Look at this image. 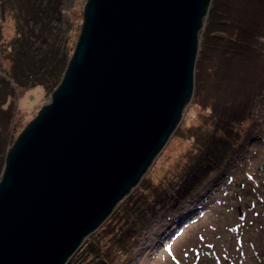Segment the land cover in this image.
I'll return each instance as SVG.
<instances>
[{
  "label": "water",
  "instance_id": "1",
  "mask_svg": "<svg viewBox=\"0 0 264 264\" xmlns=\"http://www.w3.org/2000/svg\"><path fill=\"white\" fill-rule=\"evenodd\" d=\"M211 0H87L51 100L8 150L0 264H66L140 182L191 100Z\"/></svg>",
  "mask_w": 264,
  "mask_h": 264
},
{
  "label": "rangeland",
  "instance_id": "2",
  "mask_svg": "<svg viewBox=\"0 0 264 264\" xmlns=\"http://www.w3.org/2000/svg\"><path fill=\"white\" fill-rule=\"evenodd\" d=\"M86 3L87 0H63L64 13L53 31L67 58L75 52ZM6 8V12H13L11 6L6 5ZM2 9L1 4L0 76L9 82L8 91L14 90L15 101L5 153L0 157L4 166L9 148L43 105L51 100L54 90L46 89L42 84L19 87L10 78V61L1 48L14 33V20L9 13L3 18ZM200 35L202 32H199V38ZM53 37H41L35 45L44 46ZM198 79L200 76L195 75L193 95L183 109L178 127L140 182L144 179L153 187L158 185L173 193L172 185L181 180L192 163L196 149L185 131L201 119L202 111L194 97L199 88ZM253 112V116L241 125L242 145L236 147L237 151L240 149L238 155L212 173L189 198L173 200L166 196L165 203L157 204L154 210H151V204L145 207L142 215L148 216L146 224L143 229L140 226L134 232H128L123 254L116 252L118 248L123 249V243H116L120 229L114 234H108L104 229L108 228L105 226L108 217L85 238L66 264H264V93ZM140 182L138 188L135 187L142 191ZM134 188L132 191L136 190ZM119 207L117 204L114 211ZM112 223L118 226L124 220L115 219ZM94 241L103 251L113 249L112 260L96 257L88 251L89 242Z\"/></svg>",
  "mask_w": 264,
  "mask_h": 264
},
{
  "label": "trees",
  "instance_id": "3",
  "mask_svg": "<svg viewBox=\"0 0 264 264\" xmlns=\"http://www.w3.org/2000/svg\"><path fill=\"white\" fill-rule=\"evenodd\" d=\"M1 4L3 18L9 13L14 20V33L1 48L10 61V78L19 87L42 84L55 90L72 58L61 52L53 31L64 13L63 0H0ZM6 5L13 12H6ZM208 11L199 30L202 35L195 73L200 79L194 97L202 115L199 123L185 131L196 149L193 161L181 180L172 185L173 193L143 179L142 191L137 184L136 190L119 201L120 207L109 216L105 225L108 228H104L108 234L120 229L116 243H123V249L118 248L117 253L123 254L128 232L145 226V207L151 204L154 210L157 204L165 203L166 196L173 200L189 198L212 173L238 155L241 125L253 116L264 93V0H212ZM47 35L54 37L44 46L35 45ZM8 83L0 76V157L5 153L9 123L15 112L14 90L8 91ZM2 162L0 158V172ZM115 219L124 223L116 226L112 223ZM87 249L96 257L112 260L113 249L103 251L97 241L89 242Z\"/></svg>",
  "mask_w": 264,
  "mask_h": 264
}]
</instances>
